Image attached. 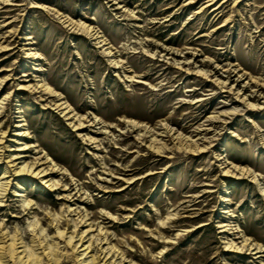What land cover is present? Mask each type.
Masks as SVG:
<instances>
[{
    "label": "rangeland",
    "instance_id": "374dc122",
    "mask_svg": "<svg viewBox=\"0 0 264 264\" xmlns=\"http://www.w3.org/2000/svg\"><path fill=\"white\" fill-rule=\"evenodd\" d=\"M0 102V227L26 246L77 264L56 228L90 227L115 264H264V0H0Z\"/></svg>",
    "mask_w": 264,
    "mask_h": 264
},
{
    "label": "bare ground",
    "instance_id": "6f19581e",
    "mask_svg": "<svg viewBox=\"0 0 264 264\" xmlns=\"http://www.w3.org/2000/svg\"><path fill=\"white\" fill-rule=\"evenodd\" d=\"M78 25H80L83 31L86 32L91 37V39L95 40V43L99 44V46H103L106 44L104 43L102 36L99 35V32H97L95 29H93L89 25H84L83 23H80ZM104 49L106 50V54L110 55V51H108L107 48ZM27 56L35 57V58L37 57L36 54L33 52H28ZM31 87L32 86L30 85H19L18 88L26 89ZM36 87L40 88L41 91L53 93L55 95L53 90L45 83H41V84L38 83L36 84ZM56 107L60 110L61 114L65 117L66 120L73 119L74 115L72 114V110L65 101L58 100L56 102ZM0 108H1V102H0ZM14 113L15 115L13 116V126H12L13 128L11 129L12 130L11 136L13 137V139L11 141L17 142L26 136V131L24 129V124L22 123V119L18 114L19 112L15 111ZM179 145L181 146L185 145V147L189 146V144L183 143L182 141L179 142ZM18 150L24 151V147L21 148L19 147ZM6 157H12V153L8 154ZM10 162L12 163L11 165L13 170L12 175H18V176L28 175L30 177H36L39 178L40 180H43L48 174L46 172V169L40 167V164H38V162H33L31 164L26 163L24 161L14 163V161L10 160ZM6 165L7 164H5L4 169H6ZM45 182H47V180ZM48 185L50 186L51 184ZM6 186L7 183L5 181L0 182V191L2 194L6 191ZM56 230H57L56 233L59 238L64 236L63 242L65 246L69 247V249L71 250V253L73 254L75 259V263L115 264L116 260H112V258L114 257V251L112 250L111 247H103L105 241L102 242L101 239L99 243H97L96 245L99 253L97 255L95 254L88 255V253L92 252L93 249L95 248L91 238L90 237L87 238L90 235V227L88 229L81 231V234H79V236L77 235V238H76V234L65 236L63 232L58 231L57 228ZM39 234L40 235L43 234L42 229L39 231ZM42 237L43 240H40L38 239L39 237H37V239L35 240L36 242L32 243V245L29 247L23 244L20 237H17V235H11L9 234V232L3 230V228L0 227V264H37L39 260H41V255L44 257V259H46L45 264H58L59 258L56 255L58 247L56 243L53 240L52 242H49L45 234ZM43 241H45V243H43ZM37 250H40V252H37ZM116 264H120V262H116Z\"/></svg>",
    "mask_w": 264,
    "mask_h": 264
}]
</instances>
